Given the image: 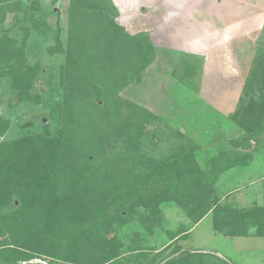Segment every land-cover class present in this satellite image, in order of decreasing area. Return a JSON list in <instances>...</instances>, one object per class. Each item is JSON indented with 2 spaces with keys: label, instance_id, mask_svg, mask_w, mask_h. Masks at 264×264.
<instances>
[{
  "label": "trees",
  "instance_id": "trees-1",
  "mask_svg": "<svg viewBox=\"0 0 264 264\" xmlns=\"http://www.w3.org/2000/svg\"><path fill=\"white\" fill-rule=\"evenodd\" d=\"M23 1L0 0L2 17L21 11ZM37 5L34 1L31 9ZM120 16L113 0H69L66 45L58 39L50 49L65 56L59 128L45 125L41 133L0 141V264H44L34 259L206 264L217 257L181 246L165 257L169 246H146V237L164 225L165 204L183 210L193 227L212 214L216 232L264 238V204L233 207L216 193L220 176L252 157L225 150L204 170L195 141L157 112L122 96L144 80L158 48L149 32L131 33ZM27 37L28 31L21 43L0 40V78H11L19 101L39 104L40 96L32 95L38 70L28 62ZM181 61L186 82L196 76L200 82L204 59L189 55ZM248 74L230 119L246 131L245 140L259 142L264 134V45L259 42ZM199 87L194 86L196 92ZM9 125L0 117V138ZM132 223L141 230H132L127 243L120 229ZM189 231L167 233L174 241Z\"/></svg>",
  "mask_w": 264,
  "mask_h": 264
},
{
  "label": "rangeland",
  "instance_id": "rangeland-1",
  "mask_svg": "<svg viewBox=\"0 0 264 264\" xmlns=\"http://www.w3.org/2000/svg\"><path fill=\"white\" fill-rule=\"evenodd\" d=\"M34 1L39 3L37 10L31 9ZM119 1L122 3L124 12V15L121 16L122 20H119L120 23L125 24L126 26H124L133 34L142 31L147 22H142V20H146L145 18L138 19L141 12L140 9L136 10L135 3L140 0ZM68 9L69 0H24L21 11L8 12L4 18L0 9V40L14 38L21 43L25 40L28 31L26 55L28 62L37 67L38 70L32 95L34 97L35 95L40 96L39 104L19 101V92L13 88L11 78H0V117L10 123L5 135L0 138L1 142L41 133L45 125H49L52 131L59 128L57 107L62 101L63 95L60 72L65 62V56L63 53L56 51L52 53L50 49L56 48L58 39L66 45ZM146 18L148 24L151 26L156 25L155 20L150 22L151 14ZM259 37L257 43L264 45V31L261 32ZM195 49L199 48L195 47ZM250 49L252 47L239 48V51L236 48H227L226 53H214L209 64V74L226 71L230 72L229 74H231V71H233L232 74H248L250 61L247 58L250 55ZM167 50H163L162 47L158 49L157 59L148 70V74H145L144 80L140 84L132 85L122 96L157 112L163 121L178 129L176 127V108L185 111L184 114L189 113L188 109H190V111H193L191 114L194 113L197 119L201 121L202 116H206L208 113L212 114L215 109H219L211 105L212 108L209 103L204 102L205 95L211 98L212 94H216L217 91L204 93L205 95L196 92L194 86H200L203 82V71L200 82L196 76L192 79V83H187L186 81H190V79L188 76H184V74H187L185 71L186 63L181 61L177 69L176 52L171 49ZM212 50L216 51L215 48H212ZM196 57L199 58L200 56ZM249 96H253V94ZM249 98L247 97V100ZM237 108L238 106L234 110L236 111ZM155 129V126L149 128L152 133ZM263 136H261V139ZM256 142L258 141L256 140ZM225 150L227 149L221 148L217 154L210 155L207 151L201 149L197 153V158L202 169H210L213 158ZM218 197L220 199L219 195ZM163 210L165 218L163 227L157 229L154 236H147L145 244L147 247L157 250H163L169 246L164 254L165 257L175 248L181 246L189 250H213L214 253L218 254H215L217 257L208 258L206 264H219L217 258L229 261L230 264H264V238L236 237L227 239L224 237L225 235H221L222 233L215 236L212 216L204 218L192 230L191 236L188 234L185 239L171 241L168 231L174 233L185 232L190 230L193 224L187 218L185 212L174 204H165ZM120 230V236L129 243L132 230L141 229L136 223H132ZM31 262L48 264L41 259H34Z\"/></svg>",
  "mask_w": 264,
  "mask_h": 264
},
{
  "label": "crops",
  "instance_id": "crops-1",
  "mask_svg": "<svg viewBox=\"0 0 264 264\" xmlns=\"http://www.w3.org/2000/svg\"><path fill=\"white\" fill-rule=\"evenodd\" d=\"M113 1L123 16L122 3ZM135 4L136 10L140 9L141 12L138 19L145 18L142 22L146 21L147 25L146 17L151 14L150 22L155 20L156 24L155 28L143 24L144 29L140 32H149L158 49L162 47L163 50L175 51L176 68L184 56L196 55L204 59L203 82L199 92L203 95L217 91L211 98L204 94V102L218 107V110L215 109L212 114L207 112L208 115L202 116L200 121L194 113L191 114L193 111L190 109L189 113L184 114L185 111L176 108V127L210 155L217 154L223 148L252 157L249 163L228 170L216 183L220 202L238 208L263 205L264 136L259 142L245 140L248 135L246 131L230 119L249 74H232L233 71L231 74L227 71L209 74L208 70L214 53H226L227 48L239 51V48L252 47L247 58L250 71L256 56L258 37L264 31V0H140ZM121 16L119 20H122ZM197 225L190 229V236ZM213 233L215 236L221 234L214 228ZM192 250L214 253L213 250Z\"/></svg>",
  "mask_w": 264,
  "mask_h": 264
}]
</instances>
